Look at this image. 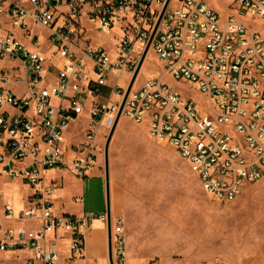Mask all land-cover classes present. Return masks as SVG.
Instances as JSON below:
<instances>
[{"label":"built area","instance_id":"1","mask_svg":"<svg viewBox=\"0 0 264 264\" xmlns=\"http://www.w3.org/2000/svg\"><path fill=\"white\" fill-rule=\"evenodd\" d=\"M228 1L226 18L207 0L0 1V16L36 46L26 47L13 30L0 35V61L22 72L15 83L24 89H12L2 66L0 174L31 188L20 209L9 200L3 204L4 217L21 223L12 228L0 222V255H12L11 264H58L63 243L68 264L85 258L89 228L95 219L107 223L108 215L56 213L58 182L46 183V172L70 161L76 175L91 173L103 151L101 131L112 127L127 90L117 80L122 73L133 75L153 33L150 49L163 73L196 85L202 100L151 76L132 87L123 114L168 142L218 200H235L263 178L264 31L241 18L264 27V0ZM86 21L110 38V47L91 43ZM35 26L48 30L50 56L38 49ZM54 57L59 64L51 76ZM83 114L88 123L81 138L71 140V124ZM20 253L23 262L16 263ZM112 255L114 264H126L122 216L112 222ZM0 264L7 263L0 258Z\"/></svg>","mask_w":264,"mask_h":264},{"label":"rangeland","instance_id":"2","mask_svg":"<svg viewBox=\"0 0 264 264\" xmlns=\"http://www.w3.org/2000/svg\"><path fill=\"white\" fill-rule=\"evenodd\" d=\"M207 2L223 18L231 12L228 0ZM0 19L4 21L6 16L3 14ZM241 19L252 28L264 31L262 23L247 16ZM86 25L87 37L92 44L102 41L111 46L110 38L95 30L94 23L86 21ZM34 30L39 34V46L49 51L48 30L40 26ZM54 64H59L58 57H54L48 66ZM2 66L8 67L11 74L9 85L18 94L22 93V85L15 83L22 72L13 70V63L9 61H0V69ZM163 72L162 62L150 49L134 86L142 85L151 76H158L184 97L202 100L196 85L175 81ZM131 78L122 73L117 81L125 89ZM50 80L53 79L50 77ZM106 94L110 93L107 91ZM106 96L100 98L107 100ZM87 123L88 117L83 114L71 124V140L81 138ZM110 130L111 127L101 131L103 151L89 175H76L70 161L58 171H48L45 182L52 178L58 182L55 212L57 209L79 211L84 205L87 215L107 213L104 150ZM109 158L112 183L125 199V209L120 216L124 218L128 264H215L218 261L264 264V176L246 185L235 200H218L204 190L188 161L168 142L156 140L150 136L145 122H136L124 114L111 140ZM114 187H111V205ZM0 192V221H3L4 202L10 199L13 206L20 209L26 204L31 188L22 180H7L0 174ZM2 223L3 227L19 225L14 219ZM24 255L20 253L16 263H22ZM11 256L3 254L0 258L10 263Z\"/></svg>","mask_w":264,"mask_h":264},{"label":"crops","instance_id":"3","mask_svg":"<svg viewBox=\"0 0 264 264\" xmlns=\"http://www.w3.org/2000/svg\"><path fill=\"white\" fill-rule=\"evenodd\" d=\"M94 28H95V30H97L95 26H94ZM10 30H13L16 33L18 38L23 42V44L26 47L31 48V49H36V46L33 43H31L30 39L27 38L26 36H24L21 29L12 28L7 16H6V19L4 21H1V19H0V35H5ZM100 42H102V41H100ZM38 49L41 50L42 52H44L48 56L51 55L50 49H49V51H44V50H42V48L40 46H38ZM51 60L48 63L51 64ZM50 68H51V76H54L56 73V68L52 65H50ZM51 170L52 171H58V168H54ZM48 171L46 172V175H47ZM52 179H54V178H52ZM111 187H112V189L114 187L112 180H111ZM7 200L11 201L10 199H7ZM124 209H125V199L121 195V192L115 188L114 200H113L112 205H111V213H112L111 219H112L113 223L115 222L116 217L120 216V213ZM84 211H85V207L83 205L82 209H80L79 211H72L69 209H57L56 213H58V214L65 213V214H72V215H79V216L87 215V214H85ZM3 216H4V214H3ZM5 220H9V219L4 217L3 221H0V222L2 223ZM18 223L20 224L21 222H18ZM124 228H125V225H124ZM60 245H61V243H60ZM66 257H67L66 253H64V252L61 253V259L58 262V264H61L62 260H63V264H68ZM128 260H129V256H128V250H127L126 264L129 263ZM12 262H14L13 259H11V262L7 263V264H11ZM76 264H111L110 258H109L108 227H107L106 222H104L100 219H95L93 221L92 226L89 228L87 238H86L85 258Z\"/></svg>","mask_w":264,"mask_h":264},{"label":"water","instance_id":"4","mask_svg":"<svg viewBox=\"0 0 264 264\" xmlns=\"http://www.w3.org/2000/svg\"><path fill=\"white\" fill-rule=\"evenodd\" d=\"M153 35H154V33H153ZM153 35H152L150 41L148 42L146 49L144 50V53L140 59V62L138 64L137 68L135 69V71L132 75L131 81L127 87L123 101L121 103V107L118 111L116 119H115V121L111 127V130L109 132V135H108L106 143H105V150H104V153H105V178H106V185H107V215H108L107 227H108V237H109V258H110L111 264H114V263H113V255H112V219H111L112 213H111V200H110V196H111L110 195V193H111V173H110V158H109L110 143H111V140L114 136V133H115V130H116L117 125L119 123V120L123 114V108H124V105L126 103L127 97L129 95L132 87L134 86L136 80H137V77H138V75L142 69V66L144 64L146 56L150 50Z\"/></svg>","mask_w":264,"mask_h":264},{"label":"bare ground","instance_id":"5","mask_svg":"<svg viewBox=\"0 0 264 264\" xmlns=\"http://www.w3.org/2000/svg\"><path fill=\"white\" fill-rule=\"evenodd\" d=\"M145 62V61H144ZM144 65V64H143ZM143 67V66H142ZM120 121V120H119Z\"/></svg>","mask_w":264,"mask_h":264}]
</instances>
